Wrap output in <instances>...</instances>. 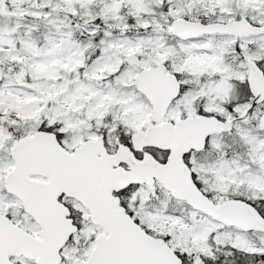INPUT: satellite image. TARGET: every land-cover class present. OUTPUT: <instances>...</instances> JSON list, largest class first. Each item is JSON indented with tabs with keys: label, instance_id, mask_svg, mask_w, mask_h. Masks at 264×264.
Returning a JSON list of instances; mask_svg holds the SVG:
<instances>
[{
	"label": "snow or ice",
	"instance_id": "obj_1",
	"mask_svg": "<svg viewBox=\"0 0 264 264\" xmlns=\"http://www.w3.org/2000/svg\"><path fill=\"white\" fill-rule=\"evenodd\" d=\"M0 264H264V0H0Z\"/></svg>",
	"mask_w": 264,
	"mask_h": 264
}]
</instances>
